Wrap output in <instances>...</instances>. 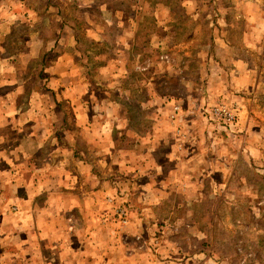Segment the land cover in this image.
<instances>
[{"label": "rangeland", "instance_id": "374dc122", "mask_svg": "<svg viewBox=\"0 0 264 264\" xmlns=\"http://www.w3.org/2000/svg\"><path fill=\"white\" fill-rule=\"evenodd\" d=\"M53 1L31 0L34 54L1 61L7 65L12 59V65L22 67L13 72L18 80L8 79L0 94L14 86L22 92L32 88L35 96L55 93L46 86L45 68L63 50L73 51L77 33L83 54L76 57L87 84L75 94H91L98 124H117L116 147L128 149L109 170H114L112 178L124 175L113 198L127 209L128 222L120 225L112 206L102 210V221L119 228L153 223L149 230L129 229L128 235L149 241L145 252L158 254L165 241L184 239L178 218L193 211L192 222L202 225L203 232L208 227L202 254L208 257L202 264H264V0H98V9L88 8L92 26L88 13L72 0L61 11ZM135 3L144 17L135 36L139 46L123 67L125 58L107 47L133 23H114L110 11L117 8L126 17ZM252 11L257 16L247 13ZM98 26L102 35L97 41L88 32ZM26 32L22 23L12 36L20 39ZM221 32L235 45L231 54H223L212 39ZM252 32L245 42V34ZM118 42L114 48L122 47ZM226 55L236 57L233 67L244 68L247 78L237 87H223L220 77L212 75L218 57ZM110 63L116 68H100ZM227 77V83L234 78ZM222 104L233 110L232 123L214 115L213 108ZM174 105L179 111L171 119ZM188 176L192 186L184 191ZM12 206L0 211H14ZM200 237L196 232L194 238ZM194 257L200 264L199 254Z\"/></svg>", "mask_w": 264, "mask_h": 264}, {"label": "crops", "instance_id": "0c3cea01", "mask_svg": "<svg viewBox=\"0 0 264 264\" xmlns=\"http://www.w3.org/2000/svg\"><path fill=\"white\" fill-rule=\"evenodd\" d=\"M67 1L53 2L61 11L64 5L68 6ZM97 1L71 2L81 13L83 9L85 14L88 13V24L92 26L89 18L93 16L88 8L98 9V5H94ZM141 8L135 3L126 17L121 16L123 12L117 8L110 11L115 16L114 23H133L129 33L123 31L119 38L118 35L116 39L112 37L107 47L110 52L116 49V57L125 58L121 60L123 67L132 48L139 46L135 36L144 18ZM31 9V0H0V79H4L0 81V88L8 79L18 80L13 72H19L22 67L12 65V59L7 65L1 61L22 53L34 54L36 32L31 30L34 23ZM247 13L257 16L253 11ZM253 21L258 26L257 17ZM22 23L28 32L23 38L13 37L12 31ZM98 28L88 32V36L97 41L102 35ZM252 28L257 29L254 24ZM253 32L245 34V42ZM212 39L223 54H231L235 48L223 32L213 35ZM3 40L7 42L2 44ZM11 40L14 42L10 43ZM119 40L122 47L114 48ZM80 46L76 33L72 38L73 51L63 50L45 68L49 76L45 80L46 86L55 93L35 96L32 88L22 92L14 86L0 94V210L8 203H12L14 210L0 211V264H195L194 256L198 254L200 264L207 262L208 255L203 258L202 254L206 248L203 233L206 234L208 227L205 225L203 232L202 225L193 223V211L180 213L178 218L183 222L182 226L178 225V230L180 228L184 239L175 236L165 241L158 254L145 252L149 241H133L128 235L129 229L135 233L153 227V223L119 228L112 222L102 221L105 216L102 212L111 207L106 197H114L120 187L116 184L124 176L119 173L112 178L114 170L111 173L109 170L128 149L116 147L115 137L118 138L121 132L117 124L111 122L108 127L105 122L98 124L92 113L90 103L95 101L91 94L84 97L75 94L81 85L87 84L81 79ZM218 58L220 63L214 65L212 75L220 77L221 86L242 84L247 78L244 68L231 65L236 62V57ZM116 63L100 68L112 69ZM227 75L234 76L230 83H227ZM70 90L74 95L67 96ZM188 181L182 182L184 191L192 186L190 176ZM196 232L201 233L200 241L194 238Z\"/></svg>", "mask_w": 264, "mask_h": 264}, {"label": "built area", "instance_id": "2783aa9c", "mask_svg": "<svg viewBox=\"0 0 264 264\" xmlns=\"http://www.w3.org/2000/svg\"><path fill=\"white\" fill-rule=\"evenodd\" d=\"M179 106L174 105L172 107V112L170 114L171 119H175L178 115ZM213 113L217 117L221 118L226 123H232L235 119V115L233 113V110L227 107L226 105H218L215 108H213ZM106 202L109 203L112 206V211L114 215L117 217V220L120 225H126L128 222V211L124 206L116 205L114 202L113 197H106Z\"/></svg>", "mask_w": 264, "mask_h": 264}]
</instances>
